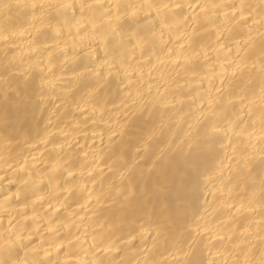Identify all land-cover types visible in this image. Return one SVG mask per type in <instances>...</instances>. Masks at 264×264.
I'll return each instance as SVG.
<instances>
[{"label": "bare ground", "instance_id": "1", "mask_svg": "<svg viewBox=\"0 0 264 264\" xmlns=\"http://www.w3.org/2000/svg\"><path fill=\"white\" fill-rule=\"evenodd\" d=\"M0 264H264V0H0Z\"/></svg>", "mask_w": 264, "mask_h": 264}]
</instances>
